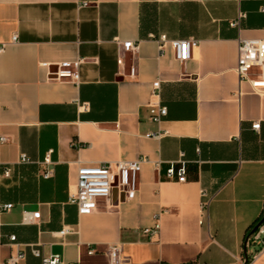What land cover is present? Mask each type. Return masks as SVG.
Returning <instances> with one entry per match:
<instances>
[{
  "label": "crops",
  "instance_id": "crops-1",
  "mask_svg": "<svg viewBox=\"0 0 264 264\" xmlns=\"http://www.w3.org/2000/svg\"><path fill=\"white\" fill-rule=\"evenodd\" d=\"M160 34L198 44L178 61L169 44L159 51L150 35ZM240 38L264 39V0H0V264L17 251L20 264L49 254L112 264L111 245L118 264H264V249L253 257L256 246L243 245L264 212V92L239 81ZM78 58V83L50 79ZM155 81L167 107L160 122L148 107ZM141 156L132 199L113 189L89 213L69 200L80 163ZM180 156L186 181L162 179ZM158 212V233L145 234ZM65 225L76 231L60 236Z\"/></svg>",
  "mask_w": 264,
  "mask_h": 264
},
{
  "label": "built area",
  "instance_id": "built-area-1",
  "mask_svg": "<svg viewBox=\"0 0 264 264\" xmlns=\"http://www.w3.org/2000/svg\"><path fill=\"white\" fill-rule=\"evenodd\" d=\"M244 13H239L236 19L230 21L231 26H238L240 19L244 17ZM157 42L158 49L162 52L169 44L173 50L174 57L178 61H186L191 57V51L197 46L196 39H169L165 34L158 36L150 35ZM12 40H16V35H13ZM121 48L135 52L137 45L131 41L120 43ZM3 47H0V51ZM82 58L75 61H65L57 65V69L50 73V79L59 81H71L78 83L79 73L78 67ZM122 60L120 58V64ZM235 71L238 74L239 81L247 80L251 84L254 91L264 92V39L260 38H240L238 40V59ZM136 73L134 65L129 68V75L133 77ZM159 83L155 81L152 85L151 96L152 100L148 103L150 119L155 122H160L167 114V107L158 99L159 96ZM260 127L259 121H253L251 128L258 130ZM161 132H151L148 135L159 138L162 136ZM5 137H0V142L5 141ZM52 150H48L41 163L45 165L42 177L48 178L52 175V168L48 167L52 163L51 160ZM21 161H28L26 155L22 154ZM147 159L144 156L132 160H111L101 163H80L77 167L76 183L72 185V190L69 192V200L77 205L79 213H89L94 210L95 201L99 198H109L112 190L115 189L121 200H130L134 197L138 185V173L141 164ZM154 166L156 169L160 166V161H155ZM8 173V169L4 171ZM162 179L168 181L184 182L187 179V165L186 160L180 156L176 160L168 161V166L162 174ZM200 195L203 198L200 204L201 210L207 209L210 197L204 189L200 190ZM12 203H5L2 208L9 210ZM160 212L155 214L154 224L152 227L143 229L145 234L153 236L159 231V217ZM39 217V212H24L23 221L32 222ZM70 225H65L58 232L60 236L67 233L75 232ZM15 237L10 236L13 241ZM244 248L256 246L252 253L254 257L259 251L264 249V212L262 213L259 221L254 227L245 235L243 241ZM34 255L39 256L40 253L37 249H33ZM108 255L112 264H118L125 261V258L120 256V247L118 245H111L108 249ZM24 251H17L11 253L7 258L8 264H20L24 259ZM61 257L59 254H49L42 256L41 264H60Z\"/></svg>",
  "mask_w": 264,
  "mask_h": 264
}]
</instances>
